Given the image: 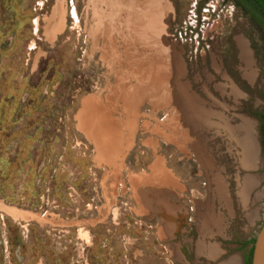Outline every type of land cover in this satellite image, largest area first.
<instances>
[{
  "label": "rangeland",
  "instance_id": "1",
  "mask_svg": "<svg viewBox=\"0 0 264 264\" xmlns=\"http://www.w3.org/2000/svg\"><path fill=\"white\" fill-rule=\"evenodd\" d=\"M103 1L0 0V205L69 216L75 198L93 192L92 175L79 173L93 149L76 116L83 100L116 85L104 53L117 49L108 55L121 62L120 81L133 85L139 65L152 80L163 60L185 97L181 110L142 102L127 165L147 162L138 143L151 125L182 117L185 140L162 150L188 187L189 230L196 209L211 205L232 222L228 242L242 244L246 262L264 221V26L233 0ZM117 3L125 22L103 28L94 11ZM121 204L132 224L129 200ZM29 228L27 239L0 217V264H70V244H56L49 227Z\"/></svg>",
  "mask_w": 264,
  "mask_h": 264
},
{
  "label": "crops",
  "instance_id": "2",
  "mask_svg": "<svg viewBox=\"0 0 264 264\" xmlns=\"http://www.w3.org/2000/svg\"><path fill=\"white\" fill-rule=\"evenodd\" d=\"M108 6L94 11L105 16L96 17L97 23L103 22L106 29L105 24L113 23L119 29L125 22L120 3ZM114 41L103 45L115 46ZM108 52L118 50L106 48L104 53L105 61L114 65L116 85L103 98L93 95L83 100L76 116L82 139L93 149L89 165L79 173L92 175L85 188L93 192L75 198L69 216L0 205V217L19 225L27 239L32 225L49 227L46 232L55 235L56 244L64 249L70 244L75 251L70 264H244L245 249H239L242 244L230 246L228 242L232 227L228 217L207 205L196 209L193 232L186 223L188 187L174 164L178 161L174 153L162 150V144L175 146L176 142L180 147L185 140L182 117L151 125L149 134L138 143L147 162L137 169L127 165L128 155L137 146L134 131L142 102L148 101L153 109L172 106L181 110L185 97L174 88L163 60L152 66L156 67L151 70L152 80H147L146 71L151 67L139 65L145 73H136L132 85L120 81L121 62L117 54ZM124 197L131 205L132 224L121 204ZM247 221L252 225V215ZM243 229L247 231L245 224Z\"/></svg>",
  "mask_w": 264,
  "mask_h": 264
},
{
  "label": "trees",
  "instance_id": "3",
  "mask_svg": "<svg viewBox=\"0 0 264 264\" xmlns=\"http://www.w3.org/2000/svg\"><path fill=\"white\" fill-rule=\"evenodd\" d=\"M259 26H264V0H233ZM252 249L245 264H251Z\"/></svg>",
  "mask_w": 264,
  "mask_h": 264
},
{
  "label": "water",
  "instance_id": "4",
  "mask_svg": "<svg viewBox=\"0 0 264 264\" xmlns=\"http://www.w3.org/2000/svg\"><path fill=\"white\" fill-rule=\"evenodd\" d=\"M251 264H264V221L253 245Z\"/></svg>",
  "mask_w": 264,
  "mask_h": 264
}]
</instances>
